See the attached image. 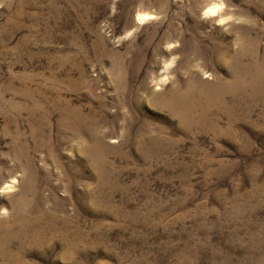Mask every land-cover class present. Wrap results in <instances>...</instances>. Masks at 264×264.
Returning a JSON list of instances; mask_svg holds the SVG:
<instances>
[{"label":"rangeland","instance_id":"374dc122","mask_svg":"<svg viewBox=\"0 0 264 264\" xmlns=\"http://www.w3.org/2000/svg\"><path fill=\"white\" fill-rule=\"evenodd\" d=\"M210 1L0 0V232L27 192L24 146L51 196L42 208L89 233L70 257L67 239L13 240L0 264H264V103L198 124L159 104L188 80H229L243 38L264 46V0ZM26 82L61 94L57 107L80 109L94 132L33 113L7 89ZM94 136L106 146L92 160Z\"/></svg>","mask_w":264,"mask_h":264},{"label":"bare ground","instance_id":"6f19581e","mask_svg":"<svg viewBox=\"0 0 264 264\" xmlns=\"http://www.w3.org/2000/svg\"><path fill=\"white\" fill-rule=\"evenodd\" d=\"M26 1L28 0H20V7L23 6ZM220 4L221 2L217 0H211L210 10H218ZM19 14L20 12L18 15ZM148 15V12L143 11L138 13L136 18L137 20H141ZM6 21H12L10 16ZM259 40L260 39H258V37H252L251 39L243 38V45L241 46V50L237 53V59L235 63H233L234 66L231 68L229 80H222L223 82L216 81L217 83H210L201 79L193 81L186 80L187 82H184L178 88H169L170 90H168L166 95L164 94V96L160 97V99L158 98L160 100L159 104H161V107L171 110L172 113L178 116L184 124H187L188 122L198 124L204 121L209 113H214L216 115L226 113L228 115H232L233 117L234 115L239 114V112L249 115L253 109V106L249 104V101H261L264 103V46L260 47ZM21 43H23L22 45L26 47V38H24ZM163 81L165 80L160 79L157 85L159 86ZM27 83L29 84V82L23 83L24 85L18 89L10 83L7 85V89L14 94H20L30 99L32 101L30 108L33 113L41 111L42 108L50 109L46 111L47 114L51 110L58 111L59 118L57 121L60 127H66L78 134L80 132H94L93 125H83L84 117L79 112L80 109L78 110L77 108H74V106H70V103L68 104V102H65V105L62 107L60 106V108H58L59 106L57 107L58 102L62 98L61 94H56L54 97H50L51 99H49L48 94L50 88L42 85H27ZM7 89L5 88V90ZM38 116L39 115H35L34 119L37 120L39 118ZM46 119L48 120L47 117ZM6 133L10 135L11 132L7 130ZM101 139L102 138L97 137L96 143L85 149L86 154L90 155L89 157H91L92 160L95 159V155H102L104 153L103 148L106 144ZM18 151L21 158L27 160L28 150L25 149L24 146H20ZM26 160V167H24L26 173L28 174V181L26 185L27 192L25 195L21 194L18 197L16 205L10 212V216H12L11 226H15L17 231H10L11 226H8L0 232V254L3 256L9 255L10 251L7 250L8 245L10 246V243L13 240H18L22 243L35 241L36 243L38 242L44 246L53 244L54 241L62 240L61 242L64 243V240L67 239L66 244L70 247L67 251L68 257L74 256L76 253L80 252V248H78V246L80 245V242L82 243V240L86 239V236H88L89 233L85 231L82 232L81 229V231L78 230L77 226H75V228L70 227L68 230L65 227V224H63L61 228L56 225L58 221L57 217L54 214H50L49 216L50 209L44 210V207L42 208V204L51 200V196L40 194V190H43V188L40 190L37 188V175L35 171H33V168L28 165V160ZM17 182L16 177H13L6 182L4 181L5 185H2V190L6 191L7 189L10 190L14 188ZM69 231L72 234L69 233ZM20 255L21 254L16 252L10 253V257L13 260L18 259Z\"/></svg>","mask_w":264,"mask_h":264}]
</instances>
